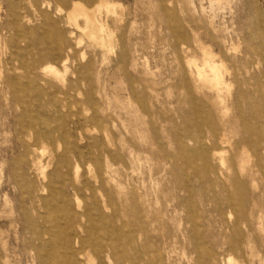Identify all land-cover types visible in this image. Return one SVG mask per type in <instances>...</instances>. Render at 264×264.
I'll return each mask as SVG.
<instances>
[{
  "label": "rangeland",
  "instance_id": "374dc122",
  "mask_svg": "<svg viewBox=\"0 0 264 264\" xmlns=\"http://www.w3.org/2000/svg\"><path fill=\"white\" fill-rule=\"evenodd\" d=\"M92 1L0 0V264H88L94 226L104 264H264V0H108L112 52L66 18Z\"/></svg>",
  "mask_w": 264,
  "mask_h": 264
},
{
  "label": "bare ground",
  "instance_id": "6f19581e",
  "mask_svg": "<svg viewBox=\"0 0 264 264\" xmlns=\"http://www.w3.org/2000/svg\"><path fill=\"white\" fill-rule=\"evenodd\" d=\"M114 9H115V4H112L108 0H93L91 2V8L85 7L80 2H73L70 9L66 13V18L69 23H71L77 29L82 30L84 32V35L87 37L88 41L92 45L102 50L112 52L113 51L112 39L110 35L106 33L105 30L109 28L108 22H115L116 12L114 11ZM102 10H105L106 12L104 18L102 17L103 15L101 16ZM201 52L203 57V64L201 66H199L196 62L191 63V61H188V63H191L190 66L195 69L196 77L204 86L218 89L223 83V77L221 71L223 69L225 70V65L222 61L215 59V56L207 48L201 47ZM49 69L52 72L54 71V74L57 73L53 67H50ZM56 76L58 77L59 74L57 73ZM222 163H223V159H222ZM244 164H245V159L242 160L238 165L237 168L238 173L243 172ZM77 177L78 175H76V178ZM229 202L231 205H233L232 196H229ZM242 221L245 220H240L238 218L235 220L234 230H233L235 238L232 242V247L241 252L245 251V247L247 249L249 248L250 251H252V246H251L252 244H250V242H248L242 236L243 234L241 229ZM104 233L106 238H103V236L99 234V230L95 226L92 227L87 234V238H86L87 243L85 242V240L83 239L81 240V251L78 255V259L84 261L86 260L88 264H104L103 261L96 262L93 256L91 255L90 251H93L96 255L109 254L110 252L119 253L121 234H115L114 232L113 233L109 232V228L107 229L106 227L104 228ZM45 234L49 235V232H46L44 231V229H42L41 232L37 235L39 236L38 240L40 241ZM85 243L87 245H85ZM64 244L65 246H69V247L71 246V243L68 239H64ZM138 261H139L138 256L137 257L133 256L130 258L118 257L116 259V262L118 264H137ZM232 262H233L232 259H229L227 263L232 264Z\"/></svg>",
  "mask_w": 264,
  "mask_h": 264
}]
</instances>
